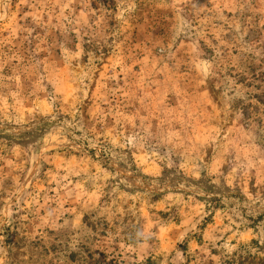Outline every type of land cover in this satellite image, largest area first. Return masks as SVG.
I'll return each instance as SVG.
<instances>
[{
	"label": "rangeland",
	"instance_id": "1",
	"mask_svg": "<svg viewBox=\"0 0 264 264\" xmlns=\"http://www.w3.org/2000/svg\"><path fill=\"white\" fill-rule=\"evenodd\" d=\"M0 264H264V0H0Z\"/></svg>",
	"mask_w": 264,
	"mask_h": 264
}]
</instances>
